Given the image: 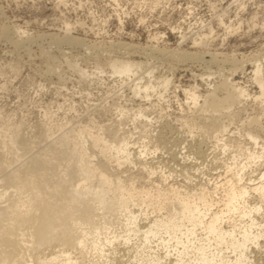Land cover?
Here are the masks:
<instances>
[{"label":"rangeland","instance_id":"374dc122","mask_svg":"<svg viewBox=\"0 0 264 264\" xmlns=\"http://www.w3.org/2000/svg\"><path fill=\"white\" fill-rule=\"evenodd\" d=\"M222 18L232 29L238 28L234 34H226ZM66 26L70 35L82 39L81 44L60 41ZM8 34L16 43L7 40ZM203 34L208 36L205 44L193 45L194 38ZM180 52L202 55L206 61L215 55L217 60L209 64L196 58L179 60L173 54ZM116 56L144 62L143 71L152 70V80L167 76L170 84L148 97L133 96L134 76L132 81L112 76L107 61ZM262 57L264 0H0L1 116L21 124L22 132L33 140L46 128L53 133L51 138L70 137V142V128L103 130L108 136L105 130L111 127L120 130L118 135H132L131 149L137 152L143 144L148 153L139 156L136 165L125 162L120 168L111 161L109 171L122 179L133 178L138 190L142 186L150 190L155 182L162 183L165 192L172 183L193 191L200 184L213 188L223 182L230 177L226 167L233 152L222 151L216 135L261 152V160L244 170L246 177L255 178L264 170V130L257 145L242 132L254 127L249 120L256 116L264 123V97L253 99L259 88L251 78L254 62ZM233 61L242 62L244 70L231 74ZM83 71L91 75L82 77ZM142 74L143 81L148 80V73ZM225 78L247 87L252 98L221 112L219 121L228 126L223 135L213 128L190 132V125L209 123L218 113H201L183 89L196 87L201 103L214 89L224 96L220 83ZM123 107L127 117L118 112ZM139 108L147 117L133 119ZM89 152L93 163L102 159L97 148ZM238 158L240 163L246 161L244 155ZM149 165L156 166L152 176L146 171ZM125 253L121 250L115 256L126 260ZM254 255L256 264H264V246Z\"/></svg>","mask_w":264,"mask_h":264},{"label":"bare ground","instance_id":"6f19581e","mask_svg":"<svg viewBox=\"0 0 264 264\" xmlns=\"http://www.w3.org/2000/svg\"><path fill=\"white\" fill-rule=\"evenodd\" d=\"M220 23L226 25L223 18ZM225 28L227 35L238 29L231 25ZM65 32L60 41L69 46L82 43L81 38L69 34V27ZM180 37L184 39V35ZM207 37L194 38L193 45L205 44ZM6 38L16 41L9 34ZM173 55L208 64L217 60L215 55L209 61L196 53ZM107 63L112 76H134L135 97H148L158 88L165 90L171 81L167 76L152 80L153 71H143L144 62L129 57H112ZM231 63V74L243 69L242 62ZM262 67L264 57L254 62L251 71L259 88V94L252 96L259 101L264 97ZM145 72L149 78L143 81ZM88 75L81 73L82 77ZM195 88L183 89L189 102L201 113L218 116L212 115L214 120L209 123L188 126L190 132L197 127L213 128L223 135L228 126L220 123L221 112L252 98L247 87L233 78L220 83L224 96H218L214 89L201 103ZM127 110L123 107L118 112L127 117ZM145 114L139 108L132 116L147 117ZM249 121L254 127H244L242 134L257 145L264 123L258 116ZM21 128L0 112V264H33L34 260L37 264H256L254 250L264 246V170L255 178L246 177L244 170L261 160V152L216 135L222 151L232 148L233 152L226 167L230 177L225 176L223 182H216L213 188L200 184L193 191L172 183L167 192L161 190L162 183L155 182L150 190L144 186L138 190L133 178L122 179L109 171L111 161L120 168L125 162L136 165L139 156L148 153L143 144L137 152L131 149V134L118 135L120 130L111 127L105 130L108 136L103 130L70 128V142V137L51 138L53 133L46 128L33 140ZM95 148L102 159L93 163L89 149ZM241 155L246 160L242 163L237 160ZM155 167H146L148 176L154 175ZM42 249L49 252L42 253ZM121 250L126 252V260L116 258Z\"/></svg>","mask_w":264,"mask_h":264}]
</instances>
